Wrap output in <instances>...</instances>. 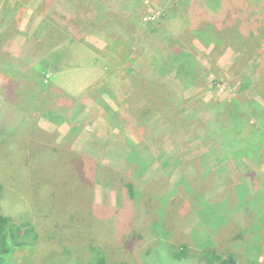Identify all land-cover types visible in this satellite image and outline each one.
Returning a JSON list of instances; mask_svg holds the SVG:
<instances>
[{"label": "rangeland", "instance_id": "1", "mask_svg": "<svg viewBox=\"0 0 264 264\" xmlns=\"http://www.w3.org/2000/svg\"><path fill=\"white\" fill-rule=\"evenodd\" d=\"M68 1L71 4L74 3V0ZM178 1L179 0H165L164 2L163 0H158L159 3H164L166 6H172L178 3ZM189 1L190 6L193 7L194 14L199 18L202 17L205 22H207V19L212 20L214 18V16H208V14L211 15V13L214 12L218 13L219 10L226 11L229 7L227 0ZM62 3L58 4L57 0L30 1L26 14L19 20L20 23L18 24V30L21 32L17 41H15L16 48H20V51L17 52L18 57H14L16 59L13 62L11 60H6L8 62L5 66L7 73L4 72L0 74V88L6 84L3 90L0 91V93L3 94L2 97L5 91H7V94L4 96L5 99H3L5 107L14 112V115L12 113L10 114L7 124L4 123L6 125L5 130L9 133L11 129L12 132L0 138V183L3 182L1 174L5 177L13 174L16 175L15 180L13 178H7L5 180L8 182L5 189L7 186L9 188L5 191L3 198L0 199V213L15 218L14 220L16 221L21 220L23 223L20 224H28V227H31L30 224H33L32 227L36 228L38 232L36 237L29 240H33V247L23 251H17V256L21 258L17 261H13V263L28 264L24 259L27 254L32 252L36 260V263L33 262V264H45V261H55L56 264H77L79 262L77 257L82 258L85 252L89 250L85 248L84 245L92 238L96 239L94 246H98L99 251H105V254L110 256H112L111 253H113L115 256L110 257L112 260H121L123 262H135L139 264H199V253L201 251L208 252V248H206L208 245L211 247L216 246V254L222 257H225L229 252L235 253V256L238 257V261L241 264H251L258 261V259L254 257L256 254L255 244L259 245L263 239L260 228L264 224V163L258 162V158H264V150L258 152L260 148V145L256 142L258 134H253L254 141L253 144H250V149L252 147L255 149V153L250 151L252 154L251 158H244L241 160V155L237 153V156L234 157V155L229 154V152L228 158H221L223 159L221 160L218 157V153L221 150L228 151V149H223L221 147L219 138L206 139L210 136L206 132V128H203L202 125L191 132L189 138H193L194 141H190L189 146L193 153L196 152V155L203 147L206 148L209 146L211 148L216 146L206 163L202 161L201 164L200 158L196 157L197 170L201 169V166H207V164H213V166L216 164L215 175H213V180L216 183V191L209 197L208 201L203 199L194 201V199L190 200L183 197L186 196V191L181 187L183 183L187 184L188 180L186 177L182 178V174L179 175L182 169L179 170L177 166L173 165V159H170L168 155H161L160 158L157 159L159 139H156L150 149V158L149 153H145V156H147L149 160L151 159L148 161L149 164H147V168L142 171L141 174L139 171L142 168L136 171V165L131 164L126 180H134V183L136 182L139 198L148 206L145 209L148 214H146L145 211L141 212L132 208V217L137 216L135 221L133 220L126 226H121V230H118L120 226L109 225V222H102L97 218L100 214H103V211L108 212L111 208L115 209L123 201L121 200L119 202L117 197L118 194L111 188L113 187L115 179L108 188L98 184L100 180L105 179L100 173L103 166L111 168L112 172H116L118 169L117 166L109 163L111 162L109 157L111 153H114L111 150H113L112 145L114 144L113 140H115L114 132L116 128L110 116L105 119V123H102L99 121L95 122L93 120V115L94 113H98L99 109L105 112L107 106L116 110L118 106L115 101L121 100V98L124 100V108H127L128 105L125 98L131 101L134 96L142 95V86L150 83L163 84L161 80L153 79L146 65L152 66L155 64L161 67L164 65L163 63H166L164 60L169 59L170 66H174L181 72H177V74L170 72V79L173 80V84L170 83L171 80L170 82L163 81L164 83L166 82L165 85H167L168 88L166 91L170 96L166 99L168 101L172 100L171 105L173 106L167 113L179 114L183 112V109L177 106L178 102L180 100L190 99L196 94L201 101L211 102V107L204 116L215 119L222 124H228L230 123L228 122L230 116L227 115V112L223 113L222 111L225 109L229 100L233 102L234 99L239 98L240 106L234 108L235 117L236 115L239 116L241 122L246 124L248 116V128L241 134V136L245 137L248 134L250 135L252 130L259 126L257 124L258 119L256 115L253 114V109H247L244 104L248 103L250 98H252L256 104L263 106L261 101L264 102V81L261 85H257V88L255 87L256 85L253 84L250 90L246 91L243 95L244 99H242L239 94L236 93L241 84V80L235 82V75L230 72V68L234 64V62H232L234 59L232 53H228L230 56L229 58H226V55L220 58L215 54L210 45H200L198 48L193 46L192 50L188 52L184 51L180 49L183 47L178 45V41L171 31H169L171 40L173 39L175 42H169L170 52L167 58L150 59L143 56L146 62L142 61L143 64L139 62L133 64L131 57L122 54L115 60V58H112L113 51L111 48L117 50V52L124 47L129 48L127 44H131L132 41L130 40L135 38L132 35H137L141 31V27L139 26L141 21H138L131 26L130 34L127 33V35H122L120 33V30L123 29L124 26L121 22H116L118 18L117 13L118 9H123L128 6V0H103L101 3H105L108 9L104 10V14H100L99 17L93 10L88 11L89 5H87V3L83 4L82 1L81 4L85 6L82 12H74L73 10L78 11L79 9L75 5L74 7L76 8H71L67 6L66 3H64L66 6H64V4L62 5ZM76 4L80 6V2ZM52 12H54V15L52 18H49L48 15L50 16ZM136 13L137 17L142 14L139 12ZM89 15L90 17H87ZM68 19L74 21L75 26L73 31H69L71 27L68 26ZM98 20L103 24V27L98 28L96 24ZM239 20V18L236 19V21ZM145 21L151 24L150 29L156 28V31L153 35L145 33L144 35H147L146 38L143 36L138 37L139 39L137 41H139V45L143 48V52L145 53L147 50H151L149 53L153 54L154 52L159 53V51H161L162 53L166 51L168 46H164L167 45L164 43L167 42V38H162L159 35L160 28L163 25L162 17L159 23ZM83 23H85V25H82ZM92 23H95V25L93 26ZM194 23L196 30H198L200 24L198 22ZM51 26L59 30V33H56L57 37L60 36L64 39V42L59 46L53 42L45 43V36L50 32ZM112 26L116 27L112 28ZM185 26H187V21H185ZM25 32L28 34L26 35ZM91 34L92 38L89 39ZM80 35L85 39L87 37V39L80 38L77 40L76 37ZM88 42L91 43L87 44ZM7 44L10 43L8 42ZM39 44L43 46L42 52H40ZM198 44H200L199 41ZM36 45H38V51ZM88 45H91V47ZM137 45L138 44L134 46L136 47ZM104 47H106V51L105 54H102L100 51ZM174 47L179 48V51H176ZM33 53L34 58H32ZM129 53L132 55L134 50H129ZM181 54H184L185 57L191 56L196 62L200 63L203 68L205 67V69L198 73L199 68L195 67L193 60L188 57L189 64H192V69L189 71L187 63L183 65L180 63L181 61L176 59V57L179 55L181 56ZM40 55H42L41 59ZM39 59L40 62L46 59L45 63L52 65L54 63L56 65H65L66 67L70 66L78 73L82 71H84V73L92 71L91 74L93 76L89 74L88 78L97 79L100 88L102 90L106 89V96L100 91L99 87L93 92V84L87 81L84 84L83 82L77 83V88H79V90L76 89L75 84L72 87L60 88L61 83L58 82L56 76L67 69L63 68L65 70L59 71L55 69L56 67L54 65L51 67L52 69L49 68V70H44L42 80H39L38 77L35 80L13 79L15 83L12 86L10 85L9 79L11 78L8 77L12 73H15L16 70L19 69V72L27 74L32 66H37ZM263 62L264 57L261 58L260 67L256 72V78H259V80H264V78L260 76L261 74L264 75ZM142 65H145V67H142ZM170 66L168 67L169 71H171ZM3 69L4 66L1 64V70L4 71ZM220 70L223 71V76L216 80V75ZM116 75L118 76V80H114ZM48 76H51L53 80H50ZM121 76H126L128 80H122L120 78ZM54 80L59 85H56ZM143 81H145L144 84ZM37 83L40 84L39 86L46 84L48 89H43L41 86L40 89H43L44 92L40 93L39 87H36ZM27 86L30 91L40 93L41 99L43 101L46 100L48 105L55 103V101L56 103L66 106L70 104L71 107H69L65 115L69 121L62 125H55L48 122L47 119L42 118L40 114H33L35 111L17 105L16 103L20 100L27 101ZM52 87H56L61 91V98L54 95L56 89L53 90ZM138 88L140 89L136 91ZM51 90L54 92L52 93ZM125 92H128L126 97ZM68 97L75 99V101L70 103ZM139 98L142 99L143 97ZM20 103L22 104L24 102L20 101ZM216 103L224 104V108H213L212 104L216 106ZM184 108L186 111L190 109L188 107ZM106 112L109 113L108 111ZM192 112L191 110L188 111L184 117H191L193 115ZM12 117L14 118L12 119ZM1 121L2 120H0V122ZM92 123L96 126L97 123L102 126L95 130L91 127ZM184 123L190 127V123L186 119ZM38 127L42 129L43 132L34 129ZM46 132L50 144L54 142L55 144L69 143L72 145L70 147L76 149V152H81L79 156H75L77 161H73L76 162V167L80 172L89 170L88 175H83V179L85 183H88L90 191L88 189L84 190L82 182L78 179L80 174L74 175L69 165L64 164L63 167L60 166L61 170L57 168L54 172V162L53 167L50 168L47 164L49 160H44L43 157L35 159L37 171L32 174V176L30 172L22 174L20 171L11 168L16 162L18 163L23 160L22 154L24 155L25 153L26 156L28 155L30 152V143L34 141L36 144L45 142V137L40 136H45L44 133L46 134ZM122 135L125 136L122 138V141L127 140L129 146H131V144H133V146H138L147 142H145V138L142 140L137 139L132 135L130 130L124 131ZM157 135H159V133H157ZM93 139L96 141H93ZM180 140L185 141V138H180ZM8 147H10V149H7ZM77 148L80 151H78ZM222 161H224L227 166H239H234L233 168L238 171L240 175V184L239 186L233 185L229 187L233 189L237 186L235 190L238 194L240 192L241 201L239 200L234 206H230L228 202L229 188L223 185L224 179L220 176L232 177V175L220 170ZM21 163L22 162H20L19 165ZM25 166L23 164L20 165V167L23 168L21 171H26V168H24ZM11 169L13 171H11ZM91 169L93 171H90ZM29 171L31 170L29 169ZM62 173L67 175H62ZM17 176L20 178L17 179ZM64 176H68V178ZM117 176L118 172L116 174V177ZM30 177L31 181L29 182ZM236 177L237 174L232 177V180L234 181ZM248 181H253L255 183V185L252 186L251 197L248 196L246 191ZM191 183L196 186V181L193 179L190 180V184ZM231 183H227V185ZM83 190L86 196L77 197L72 193ZM208 190L211 191V188H208ZM91 194H93V196L90 197L87 202H92L96 207L90 215L89 209L84 208V200L85 197L87 198ZM175 198H180V200L175 202ZM212 198L221 199L210 202L209 200H212ZM148 200H150L149 203H147ZM126 205L127 207L134 206L133 203H127ZM140 206H142V204L138 207ZM245 208L252 213L253 221L250 227H243L240 231V235L243 236L242 239L244 240L237 241L236 237L233 236L230 242L225 245V248L222 249V237L217 236L215 233L212 238L210 233L213 232L215 227L218 230L217 232H222V227H218L230 223L231 220H237V214L243 213ZM83 210L84 213L78 215L80 221L78 233L69 228L71 224L70 217L74 215L75 212H81ZM118 211H120L119 208ZM174 215V222H172L170 218L172 220ZM27 218L30 219V223L26 221ZM112 219L115 220V217H112ZM157 221H160L159 224H161L158 228L156 224ZM134 223L136 224V229L135 232H132ZM88 224H93V228H89ZM171 225H175L172 230L170 229ZM202 226L208 230L203 229ZM199 228L200 232H198ZM91 229L96 230V232H90ZM166 231L171 238H165ZM27 234L32 237L30 233ZM181 235H185V242H183L184 238L180 237ZM137 236H143V239H138ZM164 238L167 242H165ZM181 242L185 243L188 247L189 252L187 253L189 255L187 258L180 261L179 259H175L173 255L179 248V243ZM216 242H219L220 245H216ZM157 247H163V249L160 250L162 257H160L158 251L155 250ZM83 249H85V252H83ZM261 249H264V242L262 243ZM57 250H59V254L56 253ZM247 253L248 255H246ZM58 257L63 258L59 260ZM260 261L263 262L261 264H264L263 257H261ZM30 262L32 261L30 260Z\"/></svg>", "mask_w": 264, "mask_h": 264}, {"label": "trees", "instance_id": "2", "mask_svg": "<svg viewBox=\"0 0 264 264\" xmlns=\"http://www.w3.org/2000/svg\"><path fill=\"white\" fill-rule=\"evenodd\" d=\"M31 0H0V74H3L4 72L7 73L6 64L8 62L6 60H11L12 62L15 61V59L18 57L17 52L20 51V48H16V42L17 38L19 37V34L21 33L18 30V24L20 23L19 20L22 19V17L27 12V7L29 5ZM58 4L62 5L64 3L67 4V6H70L71 8L77 6L78 11L73 10L74 12H82L85 9L84 3H87L89 5L88 11L93 10V12L97 13V16L99 17L100 14H104V10L108 9V6H106L105 3H101L103 0H74V3L71 4L68 0H57ZM81 1L83 4H81ZM165 2V0H163ZM228 1V9L225 10H219L218 13H211V15L208 14V16H214L212 20H208L207 22L203 21L204 19L201 17L199 18L196 16L193 12V7L190 6L189 0H179L178 3L173 4L172 6L164 5V3H159L158 0H128V6H126L123 9H118V18L116 22H121L124 26L123 29L120 30V33L122 35H127V33L130 34L131 26L138 22L139 26L141 27L140 33L137 35H132L135 37L133 40L131 39L132 43L127 44V46L130 48H122L117 52V50L112 49L113 51V57L118 59V56H121L122 54L125 56L131 57L133 60V64L141 63L142 61H145V58L143 56L155 59V58H167V55L170 52L169 49V42H175L173 39L171 40V33L176 37L178 41V45L180 49H183L184 51H190L194 47L204 46V45H210L212 47L213 51L216 55H218L220 58L223 55H226V58H229L228 53H232L234 56V59L232 62L234 64L230 68L231 74L235 75V82H238L237 80H241V84L239 85L237 89V94L244 99V94L246 91L250 90L251 86L255 84L256 88L257 85H261V83L264 80H259V78H256V72L257 69L260 67L261 64V58L264 57V0H227ZM80 2V6L78 4ZM64 4V6H66ZM72 5V6H71ZM164 5V6H163ZM216 6L218 7L217 3ZM150 11L154 12H160V16L163 19V25L160 28L159 35L164 38H167V42H165L164 46H168V49L166 51L154 52L153 54L149 53L151 50H147L145 53L143 52V48L139 45V41H137L139 36H143L146 38L147 35H144L145 33L148 35H153L156 31V28L150 29L151 24L145 21L147 13L149 14ZM142 13L137 17V13ZM220 13V14H219ZM54 15V12L51 13V15L48 17L52 18ZM84 15V12H83ZM124 15V16H123ZM177 15V17H176ZM87 17H90L87 16ZM239 18V21H236V19ZM177 20V21H173ZM183 20V21H182ZM112 21V20H111ZM185 21H187V26H185ZM159 23L160 21H156ZM198 22L200 24V28L196 30L195 23ZM98 28L103 27V24L99 22V20L96 22ZM82 25H85L83 23ZM81 25V26H82ZM94 26L95 23H92ZM68 26L71 27L69 31H73V28L75 26L74 21L72 19H68ZM116 26H112V28H115ZM59 33V30L57 28H54L51 26V30L49 33L46 34L45 43H51L57 44V46L61 45L62 42H64V39L62 37H57L56 33ZM26 33V32H25ZM177 33V35H176ZM28 33H26L27 35ZM131 36V37H132ZM178 36V37H177ZM77 40L80 38H83V36H77ZM92 38V34L90 35L89 39ZM87 39V37H86ZM85 39V40H86ZM203 40V41H202ZM198 41L200 44H198ZM10 44H7V43ZM91 42H88L89 44ZM44 44V45H46ZM138 44L136 47L134 45ZM198 44V45H197ZM197 45V46H196ZM91 47V45H88ZM37 51H38V45H36ZM40 52L43 51V46L39 44ZM98 47V46H97ZM192 47V48H188ZM176 51H179V48L174 47ZM3 49V51H2ZM96 49V46H95ZM100 49V48H98ZM106 47L101 49V53L105 54ZM133 49L134 53L131 55L129 53V50ZM97 52V51H95ZM190 54V52H189ZM32 58H34V53L32 54ZM40 55V59H41ZM16 57V58H14ZM188 57L193 60V64L195 67L199 68V72H202L203 66L196 62L191 56H186L184 54H181V56H177L176 59L181 61V64H188L189 71L192 69V64L190 65L188 62ZM40 59L38 60L37 66H32L30 70H28L27 74L19 72V69L16 70L15 73H12L8 78L10 80V85L12 86L15 82L14 80H35L37 77L39 80H42L44 76V70H49L53 65L56 67V70H65L71 68L70 66L66 67L65 65H56L53 63L48 64L45 63L46 59H43L42 62H40ZM168 61V62H167ZM163 66H156L153 64L152 66H148L147 70L149 74L153 77V79L161 80L163 84H156V83H150L148 85L142 86L143 90L141 91L142 95L134 96L131 101L129 99L125 98V101L127 102L128 107L124 108L123 102L124 100L121 98V100L115 101L117 109H113L111 107H108L105 109V112L103 110L99 109L98 113H94L93 120L95 122L99 121L102 123H105V119L110 116L111 121L114 124V127L116 128V131L114 132L115 140L114 144L112 145V152L109 159L111 162V165H115L118 167L116 172H112L111 168L103 166L101 168V175L104 180H100L98 182L99 185H102L104 187H107L112 185L111 183L114 181L113 188L118 195L119 202L121 204L117 208H111V210H108V212L103 211V214H100L97 218L100 219L102 222L107 221L109 222V225H116L118 230H121V226H126L127 224H130L133 220L135 221L136 217H132V208H135L137 211L144 212L146 214L147 211L145 210L148 206H146L141 199L139 198V192L136 189V182L134 183V180L132 181H126L127 180V174L131 167V164L136 165L135 169L136 171L140 168H142L139 173L142 174V171H144L147 168L148 161H150L147 156H145V153H149L150 158V149L155 142L156 139H159V144L157 147V159L160 158L161 155H168L170 159H173V165L177 166V168L182 169L179 175H183L182 178L186 177L188 180L187 184H184L181 188H184L186 191V196H183L185 198H188L190 200H199L203 199L205 201H208L209 197L214 194L216 191V183L213 180V175H215L216 171V164L213 166V164H207V166L203 167L201 166V169L197 170V164H196V157L200 158V162L202 164V161L204 163L207 162L209 156L212 154L214 148L216 147H209L201 148L200 151L193 153L189 144L190 141H194L193 138H189L191 132L195 129H197L200 125H202L203 128H206V132L209 134L210 137L208 138H219V142L221 144V147L226 150H221L218 153V157L221 159L228 158V153L234 155V157L237 156V153L241 155V160L244 158H251L250 151L255 153L254 147L250 149V144H253V134H258L256 142L258 145H260V148L258 152L264 150V102L263 106H260L256 104V102L250 98L248 103H245L244 106L247 109H253V114L256 115L258 119V128L252 130V133L249 135H246L245 137L241 136L242 133L245 132V129L248 128V116H247V123L243 124L239 118V116L236 115L235 117V109L240 106L239 98L234 99L233 102L229 100L227 102V105L225 109L222 111L227 112V115H229L228 124H222L218 122L215 119H211L210 117L204 116L205 113H207L208 109L211 107V102H203L201 101L198 96L195 94L190 99L180 100L177 104L178 107H181L183 109V112L181 113H171L168 114V110L173 107L171 105V101H168L166 98H169V93L166 91L167 85L166 82H170V72H174L177 74V72H181L180 70H177L174 66H170L169 59L164 60ZM264 63V62H263ZM1 64L4 66V71L1 70ZM19 66V64H18ZM170 70L169 71V67ZM142 67H145V65H142ZM65 68V69H63ZM52 69V68H51ZM174 70V71H173ZM264 70V69H263ZM8 76V75H7ZM145 76V75H144ZM223 71L220 70L219 73L216 75V80L222 78ZM262 78H264V75L261 74ZM122 80H128L126 76L120 77ZM261 79V78H260ZM114 80H118V76L116 75L114 77ZM146 80V79H145ZM152 80V79H149ZM163 81H166L165 83ZM42 82V81H41ZM102 83V82H101ZM145 81H143V84ZM173 84V80L170 82ZM6 85V84H5ZM5 85L0 88V91L3 90ZM40 84L37 83L36 87H39V89L46 88L48 89V86L46 84ZM52 86V85H51ZM94 87H92V91L99 87V82H96L93 84ZM53 90L56 89V92L54 95H56L58 98L62 97L61 91L56 88L52 87ZM255 88V89H256ZM43 89H40V93L44 92ZM140 88H138L136 91H138ZM53 90L52 93L54 92ZM100 91L103 92V94L106 96L107 92L106 89L102 90L100 88ZM40 93H35L34 91H30V89L27 86V101L26 100H20L24 103H20L18 101L16 104L19 106H22L24 108H29L32 111H35L33 114H40L42 118H45L48 120V122L55 124V125H62L69 120L65 117L66 113L69 110V106L62 105L59 103H53L51 105H48L47 101H43L40 97ZM125 97L128 92H125ZM175 93V90H174ZM5 94H7V91H5ZM4 94V96H5ZM3 94L0 93V138L4 135H8L12 130L10 129V132L6 131V125L7 121L9 119L10 114L12 113L14 115V112L12 110L6 109L5 102L3 99L5 97ZM121 96V95H120ZM139 97H143L140 99ZM53 98V97H51ZM68 100L70 103L75 101V99H71L68 97ZM60 101V100H59ZM46 104V105H45ZM233 104V107H232ZM213 108L222 109L224 108V104L216 103V106L214 104ZM184 107H188L187 111ZM202 107V108H201ZM13 108V107H12ZM193 111V115L191 117H184L185 114L188 113V111ZM108 111L109 113H107ZM14 117H12L13 119ZM185 119L190 123V127L188 125H185ZM74 126V125H73ZM102 125H99L97 123V126L95 124H91V127H93L95 130ZM189 127V128H188ZM74 128V127H73ZM38 129L39 131L43 132L42 129ZM130 130L132 132V135L135 136L137 139H143L145 138V142L143 144H140L138 146H129V143L127 140L122 141V138L125 137L123 134L124 131ZM16 131V129H15ZM159 133V135H157ZM38 135V134H37ZM45 136V142L36 144V142L30 143L29 147V153L26 156L22 154V162L26 168V171H21L23 169L20 167L19 163L16 162L14 166L11 168L14 170L20 171L22 174H27L28 172L34 174L37 169L35 166V159L42 158L44 160H49L47 163L50 168L53 167L54 162V172L57 170V168L60 169V166L63 167L64 164L69 165L72 169V172L74 175L80 174L79 180L82 182L84 186V190H89L88 183H85L83 179V175H88V171L84 170L83 172H80L76 167V162L73 160H76L75 156H79L81 152H76V149L70 147L72 146L69 143L66 144H55V142L50 144V141L48 139V134L44 133ZM53 138V137H51ZM180 138H185V141H181ZM205 139V140H206ZM93 141H96L93 139ZM9 144V143H8ZM209 149L207 150V148ZM7 149H10L8 147ZM78 149V148H77ZM78 151H80L78 149ZM20 153V152H19ZM127 153V154H126ZM152 158V157H151ZM221 159V160H223ZM52 161V163H51ZM258 162L264 163V158H258ZM113 163V164H112ZM218 163V162H217ZM93 164V163H92ZM219 164V163H218ZM238 165H229L227 166L224 161L220 164V170L225 171L227 174H231L232 177L237 174L236 179L233 181L232 177H226L223 175H220L224 179L225 187H231L233 185L239 186L240 184V175L238 171H236L233 167ZM11 169V171H13ZM29 169L31 171H29ZM178 170V172H179ZM90 171H93L92 169ZM240 171V170H239ZM66 172V171H63ZM118 172V176L116 177V174ZM60 175V174H58ZM62 175H67L63 174ZM177 176V174H176ZM1 177L3 178V182L0 183V199L3 198L5 191L8 190V186L5 189V186L8 182L5 180L7 178H13L15 180L16 175H10L5 177L1 174ZM65 178H68V176H64ZM20 178L17 176V179ZM23 178V177H22ZM193 179L196 181V186L193 185V183L190 184V180ZM31 181V177L29 179V182ZM26 182V181H25ZM232 182V183H231ZM227 183H231L228 184ZM5 184V185H4ZM72 185V182H71ZM227 185V186H226ZM255 183L253 181H248L246 191L249 197H251L252 194V186H254ZM236 186V187H237ZM153 187V186H152ZM229 188V194H228V202L230 206H234L236 203L239 202L240 199V192ZM110 188V189H111ZM151 188V187H150ZM193 188V189H192ZM208 188H211V191L208 190ZM192 189V190H191ZM78 190V189H77ZM84 190L80 192H72L77 197L79 196H86L84 194ZM90 191V190H89ZM178 191V190H177ZM93 194L89 195L87 198L85 197L84 200V208L89 209V213L91 215V212L96 207L95 204L92 202L88 203L90 197H92ZM221 198H212V200H209L210 202L213 200H220ZM180 198H175L174 201H179ZM150 200L147 201L149 203ZM182 202V201H181ZM127 203H133L134 206L127 207ZM140 204L142 206L138 207ZM145 208H144V207ZM118 208L120 211H118ZM84 209V210H85ZM84 210L81 212H75L74 215L70 217V226L69 228L77 231L79 233L80 229V221L78 219L79 214H83ZM244 213V214H243ZM243 213L237 214V220H231L230 223L226 225H221L218 228L223 229L222 232H217V228L213 230L211 234L213 238V234H217V236H221V247L222 249L225 248V245L230 242L231 238L233 236L236 237L237 241H243L244 239L242 235H240V231L243 227H250L251 223L253 221L252 213L248 211L247 208L243 210ZM112 217H115V220L112 219ZM174 217H172V220L170 218V221L174 222ZM15 218H12L10 216L4 215L0 213V264H15L13 261L19 260L21 257L17 256V251H23L27 248H30L33 243L29 241L31 238L37 236V230L36 228L32 227L33 224H30L31 227H28V224H20L23 223L21 220L16 221ZM122 219V220H121ZM26 221L30 223V219L27 218ZM25 222V220H24ZM160 221H157V228L158 226H161L159 224ZM163 224V223H162ZM165 225V224H163ZM135 226L136 224H133L132 232H135ZM89 228H93V224H88ZM175 227V225H171L170 229L172 230ZM214 227V226H213ZM203 228V226H202ZM205 229V228H203ZM176 230V229H175ZM208 230V229H205ZM261 235H263V239L261 240L259 245L255 244L256 247V254L255 258L258 259L255 263L251 264H261L263 263L260 261L261 257L264 259V249H261L262 243L264 242V224L260 228ZM30 233L32 237H30L27 233ZM90 232H96V230L91 229ZM200 232V228L198 230ZM49 235V234H48ZM171 238L169 233L165 232V238ZM180 237L184 238L185 242V235H181ZM138 239H143V236H137ZM164 238L165 242L166 239ZM96 242L95 238L89 239L88 242L84 245L85 248L89 249L87 252H85V249H83V252L85 254L82 256V258L77 257V260L79 261L77 264H139L135 262H123L121 260H112L110 257L115 256V254L111 253L112 256L105 254V251H99L98 246H94V243ZM179 243V248L173 255L175 259H179L180 261L184 258L188 257V247L185 243ZM216 245H220L219 242H216ZM26 247V248H25ZM216 246L211 247L208 245L206 248H208V252L205 251H199L200 256V262L199 264H241L238 261V257L235 256V253L229 252L225 257H222L218 254H216ZM24 248V249H23ZM205 248V247H204ZM20 249V250H18ZM163 247H157L155 250L158 251L159 256L162 257V254L160 250H162ZM263 250V251H262ZM149 252V251H148ZM57 254H59V250L56 251ZM150 254V253H149ZM248 255V253L246 254ZM23 257V256H22ZM46 257V256H45ZM117 257V255H116ZM63 257H58L59 260H61ZM27 261L28 264L36 263L35 255L31 252L26 255V258L24 261ZM30 260L32 262H30ZM45 261V259H44ZM83 261V262H82ZM248 261V259H247ZM45 264H56L55 261L48 262L45 261Z\"/></svg>", "mask_w": 264, "mask_h": 264}, {"label": "crops", "instance_id": "3", "mask_svg": "<svg viewBox=\"0 0 264 264\" xmlns=\"http://www.w3.org/2000/svg\"><path fill=\"white\" fill-rule=\"evenodd\" d=\"M75 71L76 70L74 68H69V69L65 70L63 73H60V74H58L56 76L58 78V82L61 83V87L60 88L72 87L75 84L76 85V89L79 90V88H77L78 87L77 83H79V82H83V84L86 81L91 83V84H94V83L98 82L97 79H94V78L89 79L88 78L89 74L91 76H93L91 74L92 71H88L86 73H84V71H82L80 73L75 72ZM48 77H49L50 80H53V78L51 76H48ZM69 77H71V78H69ZM88 80H91V81H88ZM54 83L56 85H59L57 82H55V80H54ZM63 91H65V90H63Z\"/></svg>", "mask_w": 264, "mask_h": 264}, {"label": "clouds", "instance_id": "4", "mask_svg": "<svg viewBox=\"0 0 264 264\" xmlns=\"http://www.w3.org/2000/svg\"><path fill=\"white\" fill-rule=\"evenodd\" d=\"M151 13H156V14L158 15L157 19H155V20H150V19H148ZM160 19H161L160 12L150 11L149 14L147 13V15H146V19H145V20H147V21H149V22H156V21H158V20H160ZM31 247H33V246H31Z\"/></svg>", "mask_w": 264, "mask_h": 264}, {"label": "built area", "instance_id": "5", "mask_svg": "<svg viewBox=\"0 0 264 264\" xmlns=\"http://www.w3.org/2000/svg\"><path fill=\"white\" fill-rule=\"evenodd\" d=\"M157 17H158V15L156 13H151L148 19L155 20V19H157Z\"/></svg>", "mask_w": 264, "mask_h": 264}]
</instances>
